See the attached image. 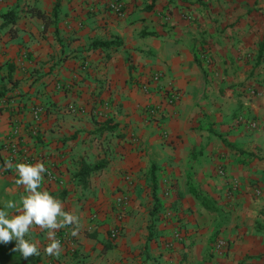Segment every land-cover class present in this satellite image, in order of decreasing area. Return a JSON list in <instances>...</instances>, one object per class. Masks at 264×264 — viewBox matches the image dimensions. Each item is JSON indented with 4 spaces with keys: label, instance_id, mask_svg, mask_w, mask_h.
Segmentation results:
<instances>
[{
    "label": "crops",
    "instance_id": "1",
    "mask_svg": "<svg viewBox=\"0 0 264 264\" xmlns=\"http://www.w3.org/2000/svg\"><path fill=\"white\" fill-rule=\"evenodd\" d=\"M9 161L79 225L0 264H264V0H0V207L25 194Z\"/></svg>",
    "mask_w": 264,
    "mask_h": 264
},
{
    "label": "clouds",
    "instance_id": "2",
    "mask_svg": "<svg viewBox=\"0 0 264 264\" xmlns=\"http://www.w3.org/2000/svg\"><path fill=\"white\" fill-rule=\"evenodd\" d=\"M9 167L14 168L17 176L16 184L23 186L25 194L19 201H7L0 207V244L14 242L12 251L18 253L23 260L39 255L37 245L25 239L30 229L35 225L47 230L49 239L44 251L49 256L61 254V242L56 239V231L68 225L73 226L71 234L77 235L76 227L79 218L63 210L61 201L41 190V182L46 168L43 163H16L9 161ZM14 209L13 213L8 210Z\"/></svg>",
    "mask_w": 264,
    "mask_h": 264
},
{
    "label": "built area",
    "instance_id": "3",
    "mask_svg": "<svg viewBox=\"0 0 264 264\" xmlns=\"http://www.w3.org/2000/svg\"><path fill=\"white\" fill-rule=\"evenodd\" d=\"M107 8L116 13L117 15H122V11H123V0H107ZM159 79V74L156 73L152 76V80L153 81H157ZM143 91L144 92H147L148 89L146 86H143ZM179 98V92H177L176 90L170 88L167 93H166V96H165V103L166 104H173L175 103ZM164 105H161V104H158L156 106H153V107H149L148 109V115H151V116H154L156 115L158 112H160L162 109H163ZM104 108L107 109L108 108V103H104ZM100 114V113H99ZM14 133H16V130H14ZM24 163H30L28 161H24ZM31 164V163H30ZM221 172V170H220ZM47 176L49 178H53L54 177V174L51 170H48L46 172ZM165 194H168V193H165ZM115 203L117 205V207L119 208V211L126 205L127 203V197L125 195H119L115 198ZM122 212L120 211V214ZM120 234V231H119V227L116 226V227H113L110 229L109 231V238L111 240H115L118 238ZM176 237H180V234L177 233L175 235ZM56 239L60 240L61 242V249L65 246H69V247H72V245H74V242H73V238H72V235L71 233L66 229V228H62V229H59L56 231ZM226 247V242L219 238L216 242H215V245H214V249L216 251L217 254H223L224 253V250L223 248ZM51 264H59L58 262H51Z\"/></svg>",
    "mask_w": 264,
    "mask_h": 264
},
{
    "label": "trees",
    "instance_id": "4",
    "mask_svg": "<svg viewBox=\"0 0 264 264\" xmlns=\"http://www.w3.org/2000/svg\"><path fill=\"white\" fill-rule=\"evenodd\" d=\"M32 14L36 15L37 17L42 18V19H45V16H46L43 12H41L37 8L32 10ZM102 166H103V164H96V165H93L91 167H89L87 165H82V167H81V175L84 176V175L88 174L91 171H94V170H97V169L101 168Z\"/></svg>",
    "mask_w": 264,
    "mask_h": 264
},
{
    "label": "rangeland",
    "instance_id": "5",
    "mask_svg": "<svg viewBox=\"0 0 264 264\" xmlns=\"http://www.w3.org/2000/svg\"><path fill=\"white\" fill-rule=\"evenodd\" d=\"M161 206H162V204L161 203H159L156 207H155V210L157 211H159V210H161ZM154 209V208H153ZM119 212V211H118ZM155 226V224H149V227L150 228H153ZM112 241H114V240H112Z\"/></svg>",
    "mask_w": 264,
    "mask_h": 264
}]
</instances>
